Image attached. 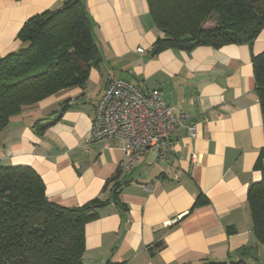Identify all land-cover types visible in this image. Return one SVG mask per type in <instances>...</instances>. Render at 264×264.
I'll return each mask as SVG.
<instances>
[{
  "label": "crops",
  "instance_id": "0c3cea01",
  "mask_svg": "<svg viewBox=\"0 0 264 264\" xmlns=\"http://www.w3.org/2000/svg\"><path fill=\"white\" fill-rule=\"evenodd\" d=\"M65 1L0 0V58L20 49L17 34L29 18ZM82 2L94 26L100 67L90 71L84 87L39 103L30 119L13 117L0 137V165L32 168L48 200L65 208L107 201L118 186L119 203L97 209L84 227V264L264 260L246 203L249 186L261 178L255 164L264 130L252 58L264 54V29L251 47L201 46L151 57L163 34L146 0ZM118 79L142 93L160 91L166 105L187 116L186 126L174 132L172 155L147 151L128 168L121 141L88 145L95 105ZM35 120L46 127L41 133L31 128ZM198 196L207 204L193 207ZM171 220L176 222L169 226Z\"/></svg>",
  "mask_w": 264,
  "mask_h": 264
},
{
  "label": "trees",
  "instance_id": "16d2710c",
  "mask_svg": "<svg viewBox=\"0 0 264 264\" xmlns=\"http://www.w3.org/2000/svg\"><path fill=\"white\" fill-rule=\"evenodd\" d=\"M146 3L153 25L163 34L153 43L151 57L165 50L190 53L201 46L251 47L264 29V0ZM212 16L215 25L204 29ZM94 31L82 0H66L61 7L35 15L23 24L17 34L20 49L0 58V137L13 117L30 119L45 99L64 89L85 86L90 71L102 63ZM252 67L264 130V54L253 56ZM31 126L36 133L46 129L36 120ZM255 169L261 178L249 186L246 203L253 234L264 249V146ZM116 187L107 201L96 199L65 208L48 200L44 183L32 168L0 165V264H84V227L98 216L97 209L119 203ZM206 204V198L198 196L193 207Z\"/></svg>",
  "mask_w": 264,
  "mask_h": 264
},
{
  "label": "built area",
  "instance_id": "2783aa9c",
  "mask_svg": "<svg viewBox=\"0 0 264 264\" xmlns=\"http://www.w3.org/2000/svg\"><path fill=\"white\" fill-rule=\"evenodd\" d=\"M138 53H143L141 48ZM187 116L166 105L158 90L142 93L125 80H114L105 88L96 105L91 122L88 145L109 139L122 143V151L130 158L128 168L147 151L167 158L173 152L174 132L185 127ZM195 137V127L187 126ZM197 158L192 155V160ZM175 220L168 225L175 224Z\"/></svg>",
  "mask_w": 264,
  "mask_h": 264
},
{
  "label": "rangeland",
  "instance_id": "374dc122",
  "mask_svg": "<svg viewBox=\"0 0 264 264\" xmlns=\"http://www.w3.org/2000/svg\"><path fill=\"white\" fill-rule=\"evenodd\" d=\"M215 25V18L212 16L210 20H208L204 25V29H209L212 28ZM98 41V40H97ZM264 250V249H263ZM259 264H264L263 258L260 259Z\"/></svg>",
  "mask_w": 264,
  "mask_h": 264
}]
</instances>
